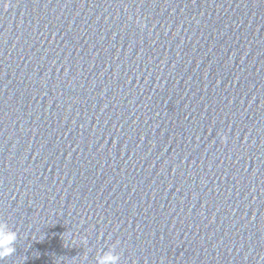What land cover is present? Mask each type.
Segmentation results:
<instances>
[{"label": "water", "instance_id": "obj_1", "mask_svg": "<svg viewBox=\"0 0 264 264\" xmlns=\"http://www.w3.org/2000/svg\"><path fill=\"white\" fill-rule=\"evenodd\" d=\"M0 264H264V0H0Z\"/></svg>", "mask_w": 264, "mask_h": 264}, {"label": "clouds", "instance_id": "obj_2", "mask_svg": "<svg viewBox=\"0 0 264 264\" xmlns=\"http://www.w3.org/2000/svg\"><path fill=\"white\" fill-rule=\"evenodd\" d=\"M16 238V233L11 230L8 224L0 221V260L15 253ZM108 256L110 257L108 264H119L120 257L118 255L109 252Z\"/></svg>", "mask_w": 264, "mask_h": 264}]
</instances>
